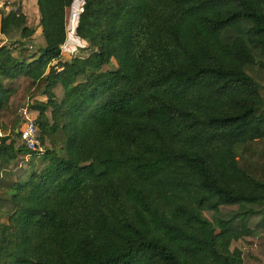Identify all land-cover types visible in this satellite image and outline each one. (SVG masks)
Listing matches in <instances>:
<instances>
[{
    "label": "trees",
    "instance_id": "obj_1",
    "mask_svg": "<svg viewBox=\"0 0 264 264\" xmlns=\"http://www.w3.org/2000/svg\"><path fill=\"white\" fill-rule=\"evenodd\" d=\"M8 1L0 264H264V171L236 151L264 141V0H82L68 60L75 0H37L38 37Z\"/></svg>",
    "mask_w": 264,
    "mask_h": 264
},
{
    "label": "rangeland",
    "instance_id": "obj_2",
    "mask_svg": "<svg viewBox=\"0 0 264 264\" xmlns=\"http://www.w3.org/2000/svg\"><path fill=\"white\" fill-rule=\"evenodd\" d=\"M29 3V17H28V23L29 25L37 28L38 33L36 35V37H38L40 35V30H39V14L37 13V10L35 8V5H33V3L30 4ZM27 3V6H28ZM70 11L68 12L69 15ZM75 38V37H74ZM75 41L73 42V51L75 56H87L89 55V52H84L85 48H83L78 39H74ZM78 45V46H75ZM79 45L81 47H79ZM82 45H84L82 43ZM31 46L33 47L32 51H36L37 50V44H35L34 40L31 43ZM76 48V49H75ZM111 69H115L116 68V64L115 62L111 65L110 67ZM1 133V132H0ZM19 142H21V140H19ZM236 151L238 153V160L240 162L241 167L245 168V169H249L252 170L257 176H259L262 171H264V141L263 142H256L253 144H249V145H241L238 146L236 148ZM28 162L23 163V167L25 169H30V164L31 162L34 165H38L39 163V159L37 157H28ZM8 181L6 180L7 183ZM5 184H1L0 183V197H3L4 193H6V188L5 187H1ZM1 209H5V213L9 211V208H7V205L5 207L4 204L0 203V210ZM7 220V216H4L2 218H0V222H5Z\"/></svg>",
    "mask_w": 264,
    "mask_h": 264
},
{
    "label": "built area",
    "instance_id": "obj_3",
    "mask_svg": "<svg viewBox=\"0 0 264 264\" xmlns=\"http://www.w3.org/2000/svg\"><path fill=\"white\" fill-rule=\"evenodd\" d=\"M9 5H11L10 3H8V5L5 7H2L1 9L6 8L7 10H9ZM83 6H84V2L82 0H75L71 9H70V13L67 19V40L66 43L64 45L61 46V59H71L72 57H74V51H73V42L75 41L74 39H78L80 45L83 48L87 47L86 45H82L81 40L77 37V26L79 23V18L80 15L83 11ZM75 37V38H74ZM79 45V47H81ZM78 46V45H75ZM76 49V48H75ZM28 107H24V109L22 110V116L24 117V121L21 124V140H22V144L23 146L28 149L30 152L32 153H40L43 151V146L41 144V141L38 139L37 136V126L35 123V117L32 115L28 114Z\"/></svg>",
    "mask_w": 264,
    "mask_h": 264
},
{
    "label": "crops",
    "instance_id": "obj_4",
    "mask_svg": "<svg viewBox=\"0 0 264 264\" xmlns=\"http://www.w3.org/2000/svg\"><path fill=\"white\" fill-rule=\"evenodd\" d=\"M13 2H18V3L21 2V6L20 7L22 9L23 14L26 15V17H29V15H28V13H29V3L28 2H30V4L33 3V5H35V8H36L37 13H38L37 0H13ZM8 3L11 4V1L0 0V10H3L1 8L4 7V5L6 7L8 5ZM27 3H28V6H27ZM0 22H1V16H0ZM39 32L41 33V30ZM81 42L84 45H86V43L84 41L81 40ZM6 43H8V39L6 38V36L2 35L1 32H0V47L5 45ZM42 99L44 100V98H42ZM0 135H2V134L0 133Z\"/></svg>",
    "mask_w": 264,
    "mask_h": 264
}]
</instances>
